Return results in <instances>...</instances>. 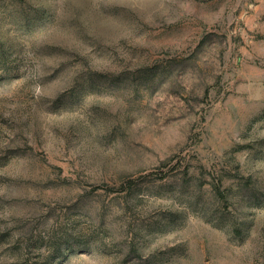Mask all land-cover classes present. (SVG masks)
Wrapping results in <instances>:
<instances>
[{"label": "rangeland", "instance_id": "1", "mask_svg": "<svg viewBox=\"0 0 264 264\" xmlns=\"http://www.w3.org/2000/svg\"><path fill=\"white\" fill-rule=\"evenodd\" d=\"M0 264H264V0H0Z\"/></svg>", "mask_w": 264, "mask_h": 264}]
</instances>
